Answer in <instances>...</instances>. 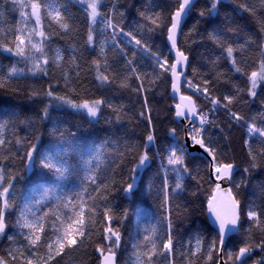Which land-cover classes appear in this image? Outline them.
<instances>
[{
	"label": "snow or ice",
	"instance_id": "6c2138e0",
	"mask_svg": "<svg viewBox=\"0 0 264 264\" xmlns=\"http://www.w3.org/2000/svg\"><path fill=\"white\" fill-rule=\"evenodd\" d=\"M228 2L233 13L214 22L225 0H138L126 24L120 0H0V57L9 61L0 60V90L20 94V80L47 79L27 92L33 115L0 111V264H83L89 253L92 264H264V0ZM201 21L214 45L207 57L189 46H204ZM164 84L177 126L158 144L149 96ZM133 97L139 108L121 102ZM54 113L116 128L143 123L145 135L93 140ZM237 129L244 163L233 155ZM156 161L147 187L159 177V216L141 209L125 233L115 194H136ZM187 180L208 186L211 226L181 239Z\"/></svg>",
	"mask_w": 264,
	"mask_h": 264
},
{
	"label": "trees",
	"instance_id": "16d2710c",
	"mask_svg": "<svg viewBox=\"0 0 264 264\" xmlns=\"http://www.w3.org/2000/svg\"><path fill=\"white\" fill-rule=\"evenodd\" d=\"M120 2L122 7L127 6L130 9L129 16L125 20V23L127 24L135 16V12L132 9L137 6L138 0H120ZM200 6H206L204 0H201ZM73 11L75 12L76 8H73ZM226 12L233 13V6L228 2V0H225V3L221 6L220 15L218 17L213 18L214 22H218L219 20L223 19L224 14ZM236 19L241 24L245 25V31H256V28L254 27L252 22L247 21L246 18L242 19L240 16H237ZM15 22L16 17L14 15L9 16V26L14 25ZM193 23L194 20L189 19L187 22V27L191 28ZM205 28H209V24L205 23L204 21H201L200 30L202 34H204ZM80 31L81 34H83L84 29L82 26L80 27ZM185 31H187V28L185 29ZM76 42L82 43V36L79 37ZM156 43H159V40L156 41ZM198 43H202L204 46H198L197 44H192L191 42H189V46L194 50L195 53L203 54V56L205 57L209 55L208 50L214 48L212 42L206 38V34L203 35L202 40L198 41ZM60 44L62 46H66L65 41H60ZM0 60H2L5 64L9 63V61L3 57H0ZM197 60H200L199 55L197 56ZM18 83L21 89H23L20 94L0 90V111L15 110L21 112V119H24V114L26 112L28 115H33V113L28 112V109L30 107H34L33 101L29 99L27 92L30 91L33 86L37 90L46 88L47 79H24L20 80ZM86 83H88V87L91 88L92 91H96L93 83L88 81H86ZM166 89V84L160 85V91H157L154 94H150L149 96L150 106L155 110L153 112V117L158 134V144H167L170 140V137L167 135L168 128L170 126H177L174 124L170 125L167 116V107L171 103V101L168 99L170 90L166 91ZM38 99L47 102L46 98L43 96V92H41V95ZM121 102L124 104H128L129 106L135 104L136 107L139 108V101L136 100L134 97L125 98ZM244 111H247V109H245ZM54 115H60L63 119H65L67 121V127H73V125H78L80 133L93 140H102L105 137H112L113 133H115L120 136H124L127 134L129 137H132L136 141H140L141 137L145 135V125L143 123L130 124L128 121H124V123L119 128H116L110 124L105 123L104 120H101L98 124L90 125L86 117L78 114L74 115L71 113H54ZM130 115L134 116V113H130ZM38 126L43 129V125ZM26 134L27 132L24 130L23 125H21L20 135L23 136ZM241 135L242 131L239 129L231 133V137L233 140V155H235L237 163H244V153L241 151ZM158 164L159 161H156L146 173L142 174L143 182L138 183L136 194L130 197H125L124 194L121 192H117L115 194L116 202L118 204L123 205L127 209L128 219L123 222L124 228L122 229V231H125V233H127V231H129L135 225L137 218L136 213L139 212L141 209H151L155 213V216L151 218V220L153 221L159 216V209L157 208L158 201L155 199L156 188L159 186V177L155 178L154 186L151 192H149L147 187L148 176L152 175L154 169L158 166ZM258 178L259 177H257L256 175H253L252 180L249 182V192L244 194L245 197L250 194L251 184L255 183ZM124 179H127V173H125ZM185 183L187 190L184 195L179 198V203L182 207H187L189 209L190 215H188L186 218L181 217L180 219L176 220V235L181 239L186 238L187 235L192 232V230L195 228H198L200 226L210 228L211 226L206 214L208 186L206 184H202V186L198 187L197 182L195 180H187ZM17 188L19 190L17 195L19 196L25 189V183L21 181L17 185ZM193 193H195V195H193ZM149 222V217L144 216L142 218V223L146 224ZM125 238H127V236ZM77 256H81V254H77ZM89 257H91V259ZM82 259L83 264H92L94 256L89 253L88 256H83Z\"/></svg>",
	"mask_w": 264,
	"mask_h": 264
},
{
	"label": "water",
	"instance_id": "95a60500",
	"mask_svg": "<svg viewBox=\"0 0 264 264\" xmlns=\"http://www.w3.org/2000/svg\"><path fill=\"white\" fill-rule=\"evenodd\" d=\"M207 213V212H206ZM207 217H208V215H207ZM209 220V219H208ZM210 222V221H209Z\"/></svg>",
	"mask_w": 264,
	"mask_h": 264
},
{
	"label": "bare ground",
	"instance_id": "6f19581e",
	"mask_svg": "<svg viewBox=\"0 0 264 264\" xmlns=\"http://www.w3.org/2000/svg\"><path fill=\"white\" fill-rule=\"evenodd\" d=\"M207 214V213H206Z\"/></svg>",
	"mask_w": 264,
	"mask_h": 264
}]
</instances>
